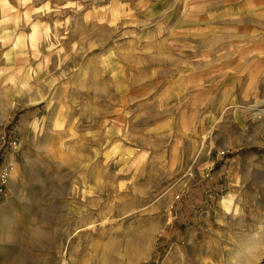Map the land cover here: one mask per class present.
<instances>
[{
	"label": "clouds",
	"instance_id": "9594fccd",
	"mask_svg": "<svg viewBox=\"0 0 264 264\" xmlns=\"http://www.w3.org/2000/svg\"><path fill=\"white\" fill-rule=\"evenodd\" d=\"M237 2L0 0V147L44 146L81 220L26 236L52 264H183L192 202L209 232L264 219V23Z\"/></svg>",
	"mask_w": 264,
	"mask_h": 264
},
{
	"label": "rangeland",
	"instance_id": "374dc122",
	"mask_svg": "<svg viewBox=\"0 0 264 264\" xmlns=\"http://www.w3.org/2000/svg\"><path fill=\"white\" fill-rule=\"evenodd\" d=\"M66 2L68 0H53V5ZM84 2L88 8H100L111 0ZM119 2L128 3L129 0ZM234 6L245 9V29L251 30L264 23L255 15L264 10V0H238ZM67 14L72 15V12ZM2 18L0 14V20ZM86 130H94V125L87 122L78 125V131ZM43 153L42 145H35L27 151L21 149L20 152L13 151L8 143L0 147V264H52L55 254L33 247L26 236L38 238L45 226L54 223L64 237L65 233L70 234L81 223L76 213L69 211L72 208L67 187L69 177ZM10 158L15 161L13 172H7ZM255 164L258 167L253 168L251 174L250 199L264 202V155ZM198 212L194 202L185 206L183 226L174 237L184 253L183 264H197V253L194 252L193 241L189 239L194 230L197 231L195 247L199 250L198 254L212 255L217 264H230L239 250L242 251L237 260L239 264H264V219L242 220L224 230L213 225L214 231L209 232L208 225ZM257 244L261 249L251 257L246 249ZM167 255V251L162 254Z\"/></svg>",
	"mask_w": 264,
	"mask_h": 264
},
{
	"label": "bare ground",
	"instance_id": "6f19581e",
	"mask_svg": "<svg viewBox=\"0 0 264 264\" xmlns=\"http://www.w3.org/2000/svg\"><path fill=\"white\" fill-rule=\"evenodd\" d=\"M14 160L12 159V158H10V162H9V167H8V170H7V172H13L14 171ZM197 233V231L196 230H194V231H192L191 233H190V235H189V239H190V242H192V245H194V252L195 253H197V255H196V262H197V264H217L216 262H215V260H214V258H212L210 255H207V256H205V255H200V254H198V249L195 247V245H196V243H197V238H196V234ZM216 244V243H215ZM260 244V243H259ZM259 244H257L256 246H252V247H248L246 250H247V253H248V255H250L251 257L255 254V252L256 251H258V250H260L261 248H259L260 247V245ZM219 247V246H218ZM180 248V251H182V249H181V247H179ZM201 248V247H200ZM243 249H244V247H242ZM206 249V248H205ZM208 251V250H207ZM241 252L242 251H238L237 252V254L234 256V259H233V261H231V263L230 264H239L238 262H237V260L240 258V255H241ZM213 254V253H212ZM216 254V253H215ZM214 257V256H213Z\"/></svg>",
	"mask_w": 264,
	"mask_h": 264
}]
</instances>
